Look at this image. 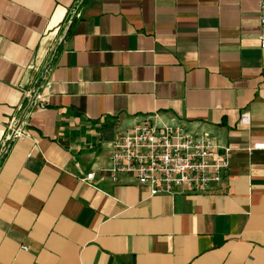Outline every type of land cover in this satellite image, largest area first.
Returning <instances> with one entry per match:
<instances>
[{
    "label": "crops",
    "instance_id": "1",
    "mask_svg": "<svg viewBox=\"0 0 264 264\" xmlns=\"http://www.w3.org/2000/svg\"><path fill=\"white\" fill-rule=\"evenodd\" d=\"M260 2L0 0V146L27 131L0 157V264H264ZM154 114L232 148L217 186L111 179L110 142Z\"/></svg>",
    "mask_w": 264,
    "mask_h": 264
},
{
    "label": "built area",
    "instance_id": "2",
    "mask_svg": "<svg viewBox=\"0 0 264 264\" xmlns=\"http://www.w3.org/2000/svg\"><path fill=\"white\" fill-rule=\"evenodd\" d=\"M260 8L264 12V0ZM260 21L264 24V13ZM259 39L264 49V33ZM25 94L39 108L46 106L47 98L38 85ZM155 116L143 117L112 139L107 168L111 179L115 181L121 173L132 174L149 196L174 195L184 190L208 192L217 186L229 168L232 148L215 144L208 131L193 133L181 125H159ZM240 123H249L247 112L241 114ZM26 133V121L11 118L1 140L0 157L11 141ZM250 149H264V143H254ZM92 178L93 173H87L83 180Z\"/></svg>",
    "mask_w": 264,
    "mask_h": 264
}]
</instances>
